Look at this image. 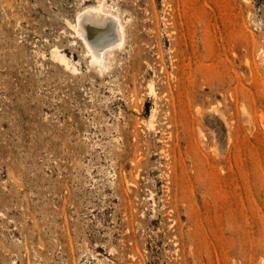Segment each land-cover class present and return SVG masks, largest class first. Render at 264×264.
Returning a JSON list of instances; mask_svg holds the SVG:
<instances>
[{
  "label": "rangeland",
  "instance_id": "374dc122",
  "mask_svg": "<svg viewBox=\"0 0 264 264\" xmlns=\"http://www.w3.org/2000/svg\"><path fill=\"white\" fill-rule=\"evenodd\" d=\"M0 264H264V0H0Z\"/></svg>",
  "mask_w": 264,
  "mask_h": 264
},
{
  "label": "bare ground",
  "instance_id": "6f19581e",
  "mask_svg": "<svg viewBox=\"0 0 264 264\" xmlns=\"http://www.w3.org/2000/svg\"><path fill=\"white\" fill-rule=\"evenodd\" d=\"M69 26L86 47L91 65L100 73L110 71L113 65L112 55H115L118 50H123L126 45L127 32L121 17L106 10L103 4L86 6L77 14L73 23L69 22ZM107 28L111 29V33L105 32ZM56 56L66 65H69L66 56L59 52ZM150 91L154 94L153 86H150ZM139 158L141 157L139 156Z\"/></svg>",
  "mask_w": 264,
  "mask_h": 264
}]
</instances>
